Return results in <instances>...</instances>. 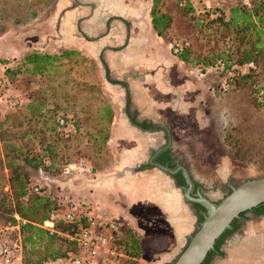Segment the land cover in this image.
Here are the masks:
<instances>
[{
	"label": "rangeland",
	"instance_id": "obj_1",
	"mask_svg": "<svg viewBox=\"0 0 264 264\" xmlns=\"http://www.w3.org/2000/svg\"><path fill=\"white\" fill-rule=\"evenodd\" d=\"M55 1L0 0V63L9 67V85L5 92L25 104L7 111L10 114L6 120L9 140L33 156L40 154L46 144H51L56 146L59 165L70 163L69 166L83 158L95 171H104L114 162V156L105 144L91 139L98 136L101 128L95 114L102 110L107 100L103 90L105 75L95 61L78 53L56 63L43 75L31 73L30 66L23 63L26 54H54L49 41V18L55 9ZM244 1L190 0L192 11L187 12L177 0H159V10L171 16V25L161 36L170 55L178 57L174 50L181 52L185 48L190 51L191 58L202 60L215 49L235 56L238 47L239 52L249 48L253 42L249 32L240 42L232 28L224 32L225 27L214 23L219 19L225 22L234 6L249 8ZM247 1L264 3V0ZM210 76L202 96V116L210 117L209 125L199 129L192 115H173L169 121L174 130L171 136L181 142L179 147L187 169L201 177L197 180L203 185L202 193L218 202L224 197L221 190L229 179L240 184L264 176V112L254 100L256 90L264 85V69L242 81L238 92L225 91L227 75L212 71ZM32 102L42 108L41 116L30 117L27 106ZM58 118H65L72 124L65 131L54 132L52 128L56 127ZM236 123L249 128L242 135H236L237 145L234 137H229V130ZM73 124L77 131L73 130ZM28 171L29 185L45 186L43 191L54 202L63 204L68 196L76 198L54 181L56 178L67 181L75 174H62V177ZM5 194H8V173L0 160V240L10 238L15 241V233L7 232L14 213ZM93 207L95 215L114 219L102 213L97 205L93 204ZM245 218L223 241L209 264H264V214H247ZM55 220H60V216Z\"/></svg>",
	"mask_w": 264,
	"mask_h": 264
},
{
	"label": "crops",
	"instance_id": "obj_2",
	"mask_svg": "<svg viewBox=\"0 0 264 264\" xmlns=\"http://www.w3.org/2000/svg\"><path fill=\"white\" fill-rule=\"evenodd\" d=\"M152 4L153 0H56L49 18L53 53H81L105 75V104L112 113L105 146L114 156L104 171L54 181L114 218L121 237L127 230L137 237L139 253L124 255L118 264H170L199 222L197 206L183 197L180 177L147 161L152 151L166 145L167 131L172 149L181 152V142L171 136V116L192 115L199 129L209 125L210 117L202 116V96L211 71L170 55L153 30ZM95 116L102 123V110ZM192 175L200 183L201 177Z\"/></svg>",
	"mask_w": 264,
	"mask_h": 264
},
{
	"label": "trees",
	"instance_id": "obj_3",
	"mask_svg": "<svg viewBox=\"0 0 264 264\" xmlns=\"http://www.w3.org/2000/svg\"><path fill=\"white\" fill-rule=\"evenodd\" d=\"M182 1L185 2L182 8L187 12L192 11L190 0H177V4L179 5ZM158 4L159 0H153L150 12L151 24L154 32L158 36H163L171 25V16L164 11H160ZM217 22L225 27L224 32L227 28H232L235 34L239 36L237 39L240 42L246 37V32H249L253 38L251 46L240 52V47H238L234 52L235 56L215 49V51L206 55L202 60L195 57L191 58L190 51L184 48L178 53V58L183 63L191 66L203 65L205 68H208V71H217L227 75L225 91L238 92L242 81L251 78L256 71L264 69V3H249V8H245L243 5L234 6L229 10V15L225 22L220 19L214 21L216 24ZM77 55L78 52L72 50H65L60 54H40L35 52L26 54L23 58V63L30 66L29 71L31 73L43 75L50 72L56 63L71 59ZM217 61L222 62V69L215 68ZM249 62L254 63L255 69L245 74H240L237 67ZM3 65L6 68L4 76L8 80L9 67L6 64ZM214 90V87H211V92L215 94L216 91ZM262 90H264V85H260L256 90L254 100L258 106L262 107V111L264 112V105H260L257 101V94ZM23 105L25 104L23 103ZM41 110L42 108L35 102L27 106V112L30 114V117L41 116ZM102 114L103 116L100 117L102 123L98 136H94L91 139L104 145L108 139V123L112 116L109 105L104 104L102 106ZM9 115L6 113L0 120V160L3 161L4 169L8 173V194H5V197L8 204L12 206V212L14 213L11 217V226L14 229L7 230V232L11 231L15 233V242L20 248L21 264H43L48 260L66 258L68 254L78 251L76 242L68 239L69 236L75 235L78 227L75 224H67L60 219L54 220L52 229L44 228V222L49 221L57 211H61L64 203L62 204L61 201L54 202L46 194V191H43L45 186H41L39 194L30 193V173L28 170L38 171L47 176H60L63 173L64 167L70 163L64 165L57 163L58 157L56 146L54 145L46 144L40 154L33 156L29 151H24L13 142H10V133L6 128V120ZM57 120L56 127H53L52 130L54 132L56 130L58 132L65 131L64 128L58 125ZM65 120L68 125L72 124L67 119ZM262 126L264 128V121ZM72 127L74 131H77V127L74 124ZM246 130H249V128L243 127L238 123L231 126L229 137H234L235 145L238 143L236 135H242ZM45 161H47V164ZM88 163L91 166V172H96L91 163ZM256 212L263 214L264 206L260 207V209L258 208ZM23 221L25 222L24 224L22 223ZM233 227H237L236 222L233 223ZM232 232L233 230L228 231L220 238L216 244L217 249L220 248L225 238ZM118 245L125 256L137 255L139 253V240L130 230L125 232L119 240ZM211 256H208L204 264H209Z\"/></svg>",
	"mask_w": 264,
	"mask_h": 264
},
{
	"label": "built area",
	"instance_id": "obj_4",
	"mask_svg": "<svg viewBox=\"0 0 264 264\" xmlns=\"http://www.w3.org/2000/svg\"><path fill=\"white\" fill-rule=\"evenodd\" d=\"M244 4L249 5V2L245 0ZM184 5V1L179 4L180 7ZM174 53L178 54L179 49H175ZM222 67V62L217 61L215 68L222 69ZM198 68L208 71V68L203 65H199ZM5 69V66L0 63V120L7 111L22 105L20 99L5 92L9 85L4 76ZM254 69L255 65L252 62L237 67L240 74ZM257 101L260 105H264V90L257 94ZM57 122L61 128H69L65 119L58 118ZM45 163L47 164V161ZM86 173H91V166L87 161L81 159L77 163L65 167L62 174L84 175ZM40 188L41 186L37 184L29 185L32 194H39ZM93 211V203L86 198L80 196L65 198L63 209L53 214L49 221L44 222L43 226L52 229L54 220L59 216L65 223L77 225V232L75 235L69 236L68 239L76 242L78 251L68 254L66 258L48 260L43 264H118V260L124 257L122 249L118 245L121 239L119 225L115 219L102 218L101 215H95ZM16 219L19 220L17 217ZM9 229L13 230L14 227L10 226ZM0 264H21L19 245L10 238L0 240Z\"/></svg>",
	"mask_w": 264,
	"mask_h": 264
},
{
	"label": "water",
	"instance_id": "obj_5",
	"mask_svg": "<svg viewBox=\"0 0 264 264\" xmlns=\"http://www.w3.org/2000/svg\"><path fill=\"white\" fill-rule=\"evenodd\" d=\"M167 135L166 145L154 150L148 161L153 168L173 174L176 170L153 161L155 156L171 146L168 131ZM180 169L187 183V186H182L183 197L187 202L197 204L205 211L200 213L202 220L197 223L194 232L187 238L184 247L170 264H204L209 255L218 253L216 244L220 238L228 231L235 230L234 222L242 220L245 214L264 206V176L247 179L235 186L229 183L230 192L215 202L200 189H194L187 170L183 166Z\"/></svg>",
	"mask_w": 264,
	"mask_h": 264
},
{
	"label": "flooded vegetation",
	"instance_id": "obj_6",
	"mask_svg": "<svg viewBox=\"0 0 264 264\" xmlns=\"http://www.w3.org/2000/svg\"><path fill=\"white\" fill-rule=\"evenodd\" d=\"M153 153L154 152L152 151L151 156L153 155ZM149 158H148V160H149ZM182 158H183V153L182 152H178V151L172 149V146H170V147L166 148L165 150H163L162 152H160L157 156H155L153 158V161L155 163H157V164L162 165V166H167L171 170H176V172L173 173V174H169V173H166V174H168L169 176H174V177L177 176V177H180V179H181V185H180V187L181 188H182V186H187V183H186V180H185V177H184L185 175H184L182 169H180V167L183 166L187 170L188 176H190V179H191V181L193 183L194 189L197 188V189H200L202 191L203 185L201 183H198V182H196V181L193 180V178H192L193 175L187 169V167H186V165H185V163H184V161H183ZM147 165H150L149 161H147ZM141 168H142V166L139 167V169H141ZM229 183L232 184V185H234V186L238 184L236 181H234L232 179H229L226 184H223V189L221 190L222 196H225V195H227L230 192V189L228 187V184ZM195 205L197 206V214L199 215L198 216V221H200V218H201V214L200 213L201 212H204L205 209L202 208V207H200L197 204H195ZM261 207H263V206H261ZM259 209H260V207H259ZM257 210H258V208L254 212L247 213V214H251L252 216L261 215V214H258L256 212ZM247 214H245L243 216L242 220L247 219V218H245L247 216ZM263 214H264V212H263ZM236 223H237V227L236 228H238L239 223H240V220L237 221ZM236 228H235V230H236ZM235 230H233V232ZM211 255L213 256L214 254H211ZM212 256H211V258H212Z\"/></svg>",
	"mask_w": 264,
	"mask_h": 264
}]
</instances>
